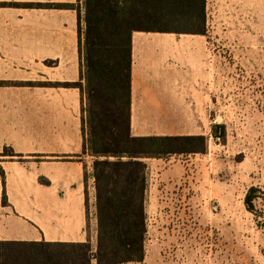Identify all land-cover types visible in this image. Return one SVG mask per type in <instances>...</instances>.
I'll return each mask as SVG.
<instances>
[{
  "label": "crops",
  "instance_id": "crops-1",
  "mask_svg": "<svg viewBox=\"0 0 264 264\" xmlns=\"http://www.w3.org/2000/svg\"><path fill=\"white\" fill-rule=\"evenodd\" d=\"M76 3L0 0V241L96 248L83 102L78 88L63 85L81 72L77 13L64 6ZM205 28L133 34L131 126L187 122L180 108L209 107L227 75L253 72V59H264V0H206ZM5 147L21 158L2 155Z\"/></svg>",
  "mask_w": 264,
  "mask_h": 264
},
{
  "label": "trees",
  "instance_id": "trees-1",
  "mask_svg": "<svg viewBox=\"0 0 264 264\" xmlns=\"http://www.w3.org/2000/svg\"><path fill=\"white\" fill-rule=\"evenodd\" d=\"M206 0H77L83 153L92 158L96 248L86 242L0 241V264H127L142 262L147 232L146 159L205 153L207 138L134 135L131 129L132 38L135 32L204 34ZM213 137L225 127L213 124ZM2 155L21 158L5 147ZM45 183H48L47 181ZM259 188L245 195L255 214ZM86 208L88 218V195ZM3 203H6L3 192Z\"/></svg>",
  "mask_w": 264,
  "mask_h": 264
},
{
  "label": "rangeland",
  "instance_id": "rangeland-1",
  "mask_svg": "<svg viewBox=\"0 0 264 264\" xmlns=\"http://www.w3.org/2000/svg\"><path fill=\"white\" fill-rule=\"evenodd\" d=\"M218 93L209 107L180 108L187 122L131 126L133 134H202L207 150L146 159L145 257L127 264H264V59L227 75ZM213 124L224 125V139L213 137ZM252 186L255 214L244 204Z\"/></svg>",
  "mask_w": 264,
  "mask_h": 264
}]
</instances>
